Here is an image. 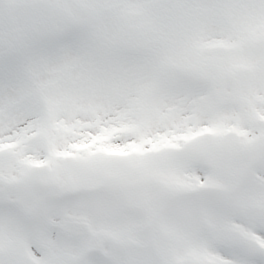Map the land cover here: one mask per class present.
I'll use <instances>...</instances> for the list:
<instances>
[{"label": "snow or ice", "instance_id": "1", "mask_svg": "<svg viewBox=\"0 0 264 264\" xmlns=\"http://www.w3.org/2000/svg\"><path fill=\"white\" fill-rule=\"evenodd\" d=\"M0 264H264V0H0Z\"/></svg>", "mask_w": 264, "mask_h": 264}]
</instances>
